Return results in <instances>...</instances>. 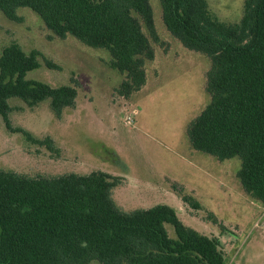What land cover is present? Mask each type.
<instances>
[{"label": "trees", "instance_id": "1", "mask_svg": "<svg viewBox=\"0 0 264 264\" xmlns=\"http://www.w3.org/2000/svg\"><path fill=\"white\" fill-rule=\"evenodd\" d=\"M161 4L167 30L211 59V99L188 129L193 147L220 160L239 156L242 186L264 206V0H245L236 23L217 18L208 0ZM21 7L60 38L106 48L125 74L121 93L146 82L152 39L160 40L150 0H0L10 20H22ZM39 56L16 41L2 49L0 114L8 127L11 97L31 106L50 99L57 113L75 104V86L26 77ZM116 182L104 171L31 176L0 168V264H228L221 237L186 225L173 207L122 210L112 197Z\"/></svg>", "mask_w": 264, "mask_h": 264}, {"label": "rangeland", "instance_id": "2", "mask_svg": "<svg viewBox=\"0 0 264 264\" xmlns=\"http://www.w3.org/2000/svg\"><path fill=\"white\" fill-rule=\"evenodd\" d=\"M208 2L227 23L244 12L245 0ZM150 3L160 40L152 39L146 82L122 93L125 74L111 66L106 48L56 36L30 8L18 9L20 21L0 11V55L12 41L37 50L41 65L26 77L78 91L74 106L60 113L50 99L31 106L11 97L9 127L0 114V168L31 176L104 171L117 179L112 197L122 210L167 204L186 225L221 237L228 264H264V206L242 186L241 158L220 160L189 138L211 99V59L167 30L161 0Z\"/></svg>", "mask_w": 264, "mask_h": 264}]
</instances>
